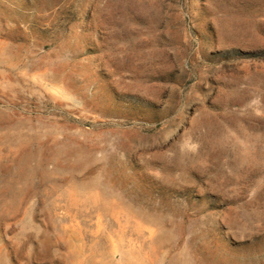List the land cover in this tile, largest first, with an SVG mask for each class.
<instances>
[{
  "label": "rangeland",
  "instance_id": "rangeland-1",
  "mask_svg": "<svg viewBox=\"0 0 264 264\" xmlns=\"http://www.w3.org/2000/svg\"><path fill=\"white\" fill-rule=\"evenodd\" d=\"M0 264H264V0H0Z\"/></svg>",
  "mask_w": 264,
  "mask_h": 264
}]
</instances>
